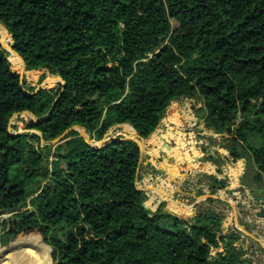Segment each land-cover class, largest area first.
Listing matches in <instances>:
<instances>
[{"label": "trees", "instance_id": "1", "mask_svg": "<svg viewBox=\"0 0 264 264\" xmlns=\"http://www.w3.org/2000/svg\"><path fill=\"white\" fill-rule=\"evenodd\" d=\"M0 23L40 84L22 83L11 64L20 59L0 46V241L8 246L0 264L252 263L219 209L143 207L136 142L95 150L72 131L51 143L74 127L99 143L122 125L147 140L172 102L197 99L206 128L229 137L236 168L228 175L252 164L254 182L264 184V0H0ZM43 70L48 82H62L32 95L49 77L37 76ZM181 111L191 127L190 108ZM25 113L36 119L32 132L11 134ZM175 129L160 130L152 144L158 158L175 157L171 173L181 163L216 169L204 162L221 172L220 160L190 145L186 128ZM207 178L213 189L224 186ZM154 187L149 205L154 194L165 197ZM7 210L16 213L9 224Z\"/></svg>", "mask_w": 264, "mask_h": 264}, {"label": "rangeland", "instance_id": "2", "mask_svg": "<svg viewBox=\"0 0 264 264\" xmlns=\"http://www.w3.org/2000/svg\"><path fill=\"white\" fill-rule=\"evenodd\" d=\"M3 40H5V42L8 43L7 42L8 37L6 36V32L0 25V46ZM7 53L10 54V52H7ZM9 60H10V55H9ZM11 64L14 70L18 73H21L22 68L25 67L24 64L21 62V60H20V66H15L12 62ZM44 73L46 74V76L47 75L49 76L48 71L46 70H43L42 72L37 74V76L41 77ZM24 76L30 83L31 87L37 88L40 85L37 81L32 80L31 75L28 72L25 71ZM50 79H53V78L51 76L47 77V80L43 84H41L40 87H43V88L48 87L47 82ZM58 83L59 82L56 81L55 84H58ZM187 106L190 108L191 112L193 113L195 117V121L191 127L189 125H186L184 117H183V113L181 111V108H185ZM200 108H202V105L199 102V100L198 102H195L193 99H188V98H182L180 100H176L172 102V104L168 107L167 111L163 115V119L161 120L158 129L154 132V134L149 139L140 140L138 137L136 138L138 142L142 145L141 169H140L139 179L137 183L138 188L147 193L148 189H146L145 187V182H147L146 179H149L150 177L155 176L156 178H158V180L161 179L162 181L164 180L165 182L167 181L169 182L165 184L167 185L171 184V186H173L172 187L173 193H172V199H171L173 203H176L178 205L181 204L180 206L185 207V208H192L193 206H197L196 207L197 210H205L207 209V207L211 206L208 201L203 199V197L208 194H212V192L222 193V195L225 196V198L229 200L231 204L236 203L234 201H237L238 197H239V200L242 201L243 200L242 197L247 198V195L248 196L253 195L254 193L257 192V189H258V193H256V195L258 194V195L264 196V185L262 183L256 184L253 180L255 171H253L252 164L248 165L246 163L244 165L243 172L241 173L240 176L235 175L234 177H230L228 175V170L230 167L236 168V165L234 164L233 160L230 157L229 151L225 148L226 145L228 144L226 139H228L229 137L227 135H218L215 132L208 130L204 122L197 117L196 112ZM15 118H18V119L13 120V125H12L13 129L11 128L10 130L11 134L21 135V134H27V133L32 132V131L27 130L28 125H29V120L30 119L36 120L35 118H33L31 114L25 113L20 116L17 115V117L15 116ZM176 123H178L181 130H183L184 128L187 129V130L185 129L183 130V134L185 137L191 138L190 139L191 146L197 147L200 149L205 148L206 156L211 155L215 159L220 160L222 162L221 163L222 166L220 167V169H222L221 171L223 173L219 174L217 172L218 170H216L217 168L215 169L216 171L214 170L212 172H210V170H205V169L203 170L202 169L200 170L192 169L191 170L190 167L188 165H185L184 163L179 164L178 173L173 174L169 170L171 176L175 177V180L164 173L163 166L167 165L170 169L172 166L177 165L176 159L174 156H170V155L169 156L159 155V158H157L156 155L152 154V144L155 140L156 134L160 130L168 131L171 129L177 133L175 129ZM78 133L81 136V133L83 134L84 132L79 131ZM133 135H134L133 129L129 126H126V128L121 127V128H117L116 130H114L111 135H108L106 137V140L111 141L113 139L120 138V137L123 139H126V138L133 137ZM92 144L95 145V144H98V142L92 140ZM171 144H173L174 146H177L180 143L178 144L171 143ZM208 164L218 166L214 164L213 162L203 163V165L205 166H207ZM13 175L18 176L19 174L16 171L14 172ZM212 175H216V176L218 175L219 179L224 180L223 181L224 186L217 185L216 188L213 189L211 185V181L207 178ZM245 184L246 185L248 184L250 188L251 187L254 188V192L247 191V189L245 188ZM241 185H243L244 187H242ZM238 189H241L240 191L241 193L238 192ZM216 204L218 205V203ZM231 204H229V206ZM146 205L149 208H152L151 205L148 204V200L146 202ZM219 205L222 206L223 204H219ZM213 208H218V207L216 205H213ZM222 213L224 215L223 225H225V227H227L228 230L229 229L237 230L236 228L239 229L243 227L242 224L233 222L234 217L232 215L231 209L228 208L226 209V212H222ZM15 214L16 213H14V215ZM1 219H3V217H1ZM237 245H240V244L237 243ZM0 246L8 247V246H3L1 241H0ZM246 252L248 253V251ZM246 258L248 257L246 256ZM248 259H251V258H248ZM258 262L261 263V261H258Z\"/></svg>", "mask_w": 264, "mask_h": 264}, {"label": "crops", "instance_id": "3", "mask_svg": "<svg viewBox=\"0 0 264 264\" xmlns=\"http://www.w3.org/2000/svg\"><path fill=\"white\" fill-rule=\"evenodd\" d=\"M126 126H129V125H126ZM126 126H123V127L126 128ZM118 128H121V127H118ZM166 166L167 165L163 166V171L166 175H168L172 178V176H171V174H170V172ZM215 167L217 168L216 170L219 169L218 166H215ZM252 167H253V171H255V175H256L257 169L253 165H252ZM217 172L219 174L222 173V171L219 172V170ZM212 176H215L217 178V180H219V181H222V182L224 181L222 179H219L218 175L217 176L212 175ZM154 178H156V177L152 176L149 179H146V181H147V182H145L146 189H149V187H150V191H154V189H156L154 186L158 185L161 188V190H160L161 195H162L161 191H164V192L167 191L168 195H170L172 197V193H173L172 187L173 186H171V184L170 185L165 184V183H169L168 181L165 182L164 180L162 181L161 179L158 180V178H156V179H154ZM160 182H161V184H160ZM241 186L244 187L243 185H241ZM245 188L247 189V191L254 192V188H252V187L250 188V186L248 184L247 185L245 184ZM147 191L148 192L147 193L145 192V193L147 196V200L149 202L150 197H152L150 193H152V192H149V190H147ZM240 191H241V189H238L239 193H241ZM226 193H227V191H226ZM256 193H258V189H257ZM256 193H254L253 195H250V196L247 195L246 200L242 197V199H243L242 201H240L239 197H238V200L234 201L236 203L231 204L230 201L227 200L225 198V196L222 195V193L212 192V194H214L217 198L214 201L213 205H216L220 209V211H222V212H226V209H228V208L231 209L232 215L234 217L233 222L240 223L243 226L239 229L236 228L241 234V240H240V242H238L240 245L236 244V246H240L244 251H248L246 256L248 258H251V261H252L251 264H264V220H259L255 216L256 213H258L262 209H264V196L258 195V194L256 195ZM154 196H155L154 197L155 199H154L151 207L153 209L157 210L161 206L162 203H165L164 202L165 198L159 202L158 201V195L154 194ZM208 200H211V199H208ZM247 200L249 201L248 203H247ZM257 201H259L260 203H258ZM261 202L263 204H261ZM216 203H218V205L219 204H223V205L218 206ZM229 204H231V205L229 206ZM210 205H211V203H210ZM242 211H243V213H241ZM223 226L226 230H228L227 227H225V225H223ZM258 261H261V263H259Z\"/></svg>", "mask_w": 264, "mask_h": 264}, {"label": "water", "instance_id": "4", "mask_svg": "<svg viewBox=\"0 0 264 264\" xmlns=\"http://www.w3.org/2000/svg\"><path fill=\"white\" fill-rule=\"evenodd\" d=\"M0 25L2 26V28L5 30V32H6V36L7 37H10V33H9V31H8V29L5 27V26H3L1 23H0ZM1 47H2V49H3V51L4 52H10V51H13L14 52V50H13V48L9 45V43H6L5 42V40H3L2 41V43H1ZM15 53V52H14ZM18 57H20L17 53H15ZM20 59L22 60V63L24 64V66H25V63H24V61H23V59L20 57ZM25 71H26V66L24 67V68H22V70H21V73H20V76H21V82L23 83V81H24V79H25V76H24V73H25ZM55 81H57V82H62L60 79H57V80H55ZM43 87H40L36 92H34V93H32V95H35L39 90H41ZM189 99V98H188ZM178 100H180V99H178ZM195 102H198V100L197 99H193ZM201 105H202V107L204 106V103H201ZM162 119H163V117H162ZM43 121H48V119H44ZM123 126H126V125H122V126H118V127H123ZM130 126V125H129ZM118 127H115V128H113V129H111L110 131H109V133L107 134V136L108 135H111L112 134V132L114 131V130H116V128H118ZM132 127V126H131ZM133 128V127H132ZM10 130H11V128H10ZM9 130V132L11 133V131ZM133 130H134V128H133ZM72 131H76V132H79V131H83L84 133L82 134L81 133V137L84 139V141L86 142V144L89 146V147H91V148H93V149H95V150H98V149H101V148H103L105 145H107V144H110V142H113V141H115V140H132V141H134V142H136L138 145H139V147H140V149H141V152H142V145L138 142V140L136 139L137 137H138V135H137V132L134 130V135H133V137H131V138H126V139H122V138H116V139H114V140H111V141H107L106 139H104L103 141H101V142H99L98 144H92V140H91V137H90V135L89 134H86L87 132H86V130L85 129H83V128H81V127H74V128H72V129H70V130H68V131H66L62 136H60L59 138H57V139H55L54 141H52V143H51V145H53V146H57V145H59V144H62V143H64L65 141H67L68 139H67V137H68V135L72 132ZM218 135H221V134H219L218 133ZM44 143V142H43ZM168 144H165V146H167ZM170 145H172L173 146V144H170ZM230 154V153H229ZM141 160H142V158H141ZM166 170V169H165ZM140 173V172H139ZM172 178L175 180V178L172 176ZM155 190V189H154ZM161 193H162V195H164L165 196V200H164V202H167V203H170V204H172V205H174V206H176L177 208H180V209H183V210H192V209H194V210H197L196 209V207L197 206H193L192 208H185V207H182V206H180V205H178V204H176V203H173L172 201H171V199H172V197L170 196V195H167L164 191H161ZM203 199H205V200H208V199H211V207L213 206V203H214V201L217 199L216 198V196L214 195V194H208V195H206V196H204L203 197ZM245 200H246V198H244ZM249 201L247 200V203H248ZM258 203H260L259 201H257ZM261 204H263L262 202H261ZM143 207L146 209V210H149V211H151L152 213H154V212H156V209H153V208H149L147 205H146V203L143 205ZM18 210H21V208H19ZM14 213L15 212H13V211H11V210H7V211H5V217L3 218V220H5L8 224L11 222V221H13L14 220V217H13V215H14ZM241 213H243V211L241 212ZM250 215V214H249ZM255 216L259 219V220H264V209H262L260 212H258V213H256L255 214ZM10 247V246H9Z\"/></svg>", "mask_w": 264, "mask_h": 264}, {"label": "bare ground", "instance_id": "5", "mask_svg": "<svg viewBox=\"0 0 264 264\" xmlns=\"http://www.w3.org/2000/svg\"><path fill=\"white\" fill-rule=\"evenodd\" d=\"M16 55V54H15ZM17 56V55H16ZM18 57V56H17ZM19 59H20V57H18ZM21 60V59H20ZM21 62H22V60H21ZM56 81L55 80H53V81H50V82H48L47 83V85H50L51 83H55ZM130 127V126H129ZM133 129V128H132ZM132 133V132H131ZM133 134H134V131H133ZM196 170H200V169H196ZM203 170V169H202ZM154 192V191H153ZM165 198V197H164Z\"/></svg>", "mask_w": 264, "mask_h": 264}]
</instances>
